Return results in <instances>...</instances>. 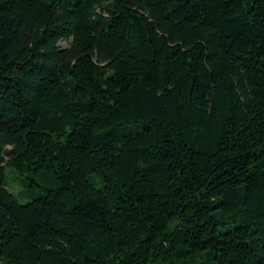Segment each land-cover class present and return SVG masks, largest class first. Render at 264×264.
Masks as SVG:
<instances>
[{"label":"trees","instance_id":"16d2710c","mask_svg":"<svg viewBox=\"0 0 264 264\" xmlns=\"http://www.w3.org/2000/svg\"><path fill=\"white\" fill-rule=\"evenodd\" d=\"M0 264H264V0H0Z\"/></svg>","mask_w":264,"mask_h":264},{"label":"rangeland","instance_id":"374dc122","mask_svg":"<svg viewBox=\"0 0 264 264\" xmlns=\"http://www.w3.org/2000/svg\"><path fill=\"white\" fill-rule=\"evenodd\" d=\"M61 45L62 46H66V43L65 42H62ZM14 186H15V184H14Z\"/></svg>","mask_w":264,"mask_h":264}]
</instances>
